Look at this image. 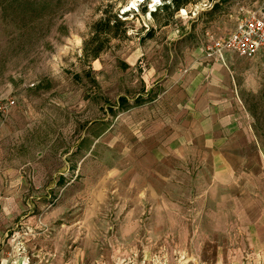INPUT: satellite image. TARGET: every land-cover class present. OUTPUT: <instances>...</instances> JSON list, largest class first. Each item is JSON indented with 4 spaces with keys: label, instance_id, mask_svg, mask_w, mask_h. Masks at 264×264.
I'll return each mask as SVG.
<instances>
[{
    "label": "rangeland",
    "instance_id": "rangeland-1",
    "mask_svg": "<svg viewBox=\"0 0 264 264\" xmlns=\"http://www.w3.org/2000/svg\"><path fill=\"white\" fill-rule=\"evenodd\" d=\"M165 3L0 0V260L264 264V0Z\"/></svg>",
    "mask_w": 264,
    "mask_h": 264
},
{
    "label": "built area",
    "instance_id": "built-area-1",
    "mask_svg": "<svg viewBox=\"0 0 264 264\" xmlns=\"http://www.w3.org/2000/svg\"><path fill=\"white\" fill-rule=\"evenodd\" d=\"M207 56L223 60L225 54L250 59L264 51V18L256 12L245 13L235 28L223 37L206 34ZM4 107H0V112ZM14 264V263H11Z\"/></svg>",
    "mask_w": 264,
    "mask_h": 264
},
{
    "label": "trees",
    "instance_id": "trees-1",
    "mask_svg": "<svg viewBox=\"0 0 264 264\" xmlns=\"http://www.w3.org/2000/svg\"><path fill=\"white\" fill-rule=\"evenodd\" d=\"M164 2H168L167 4L165 3L164 5H162L158 10H162V11H168L170 8L174 7V11H178L180 8H182L186 3L187 0H164ZM153 15H155V13H153ZM114 23L110 26L111 20L107 19L104 22V27L103 28H97L99 26V24L96 25V30L94 31L95 35H97L99 32H103L104 34H107L109 36L112 35V29L119 27V25H123V22L118 19V18H114ZM114 37V36H113ZM97 54L98 52L94 53L92 55V57L94 59L97 58ZM126 103L125 100L121 99L119 102V105L124 106Z\"/></svg>",
    "mask_w": 264,
    "mask_h": 264
},
{
    "label": "crops",
    "instance_id": "crops-1",
    "mask_svg": "<svg viewBox=\"0 0 264 264\" xmlns=\"http://www.w3.org/2000/svg\"><path fill=\"white\" fill-rule=\"evenodd\" d=\"M261 233L262 232H259V233L257 232V234H261ZM262 243H264V231H263L262 237L260 235H257V238L253 242L252 247L248 248L247 252L253 253V254L257 255L258 258L264 259V246L262 245ZM5 250H8V249L5 248ZM0 257H2V256H0ZM1 261H2V263L6 261L7 264H9L10 262H12L14 264H24L23 259L19 258V254H16L13 257L10 255L9 258H6V259L4 258V260H0V262Z\"/></svg>",
    "mask_w": 264,
    "mask_h": 264
},
{
    "label": "bare ground",
    "instance_id": "bare-ground-1",
    "mask_svg": "<svg viewBox=\"0 0 264 264\" xmlns=\"http://www.w3.org/2000/svg\"><path fill=\"white\" fill-rule=\"evenodd\" d=\"M133 1V0H132ZM132 4H134V2H132Z\"/></svg>",
    "mask_w": 264,
    "mask_h": 264
}]
</instances>
